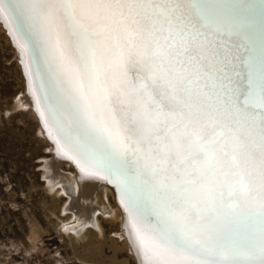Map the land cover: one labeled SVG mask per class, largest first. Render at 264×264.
Listing matches in <instances>:
<instances>
[{
    "label": "snow or ice",
    "instance_id": "1",
    "mask_svg": "<svg viewBox=\"0 0 264 264\" xmlns=\"http://www.w3.org/2000/svg\"><path fill=\"white\" fill-rule=\"evenodd\" d=\"M246 11L0 0L43 59L61 150L121 188L143 264H264V38L256 62Z\"/></svg>",
    "mask_w": 264,
    "mask_h": 264
},
{
    "label": "rangeland",
    "instance_id": "2",
    "mask_svg": "<svg viewBox=\"0 0 264 264\" xmlns=\"http://www.w3.org/2000/svg\"><path fill=\"white\" fill-rule=\"evenodd\" d=\"M26 94L21 62L0 20V264H137L121 236L119 212L116 218L98 212L96 225L79 234L72 228L68 195L47 181L52 144L33 108L23 105ZM61 169L75 172L71 164Z\"/></svg>",
    "mask_w": 264,
    "mask_h": 264
},
{
    "label": "bare ground",
    "instance_id": "3",
    "mask_svg": "<svg viewBox=\"0 0 264 264\" xmlns=\"http://www.w3.org/2000/svg\"><path fill=\"white\" fill-rule=\"evenodd\" d=\"M205 2L209 7L218 6L222 3H236L246 6L247 11L245 12L244 22L246 25L250 23L251 28L244 43L251 50V57L258 62L262 51V38H264V18L261 15L260 0H205ZM249 15L251 16L250 20L248 18ZM0 20L13 41L16 55L21 62L26 78L27 94L23 105L33 108L42 129L52 144L53 158L47 160L46 166L44 165L48 175L47 181L51 185H56L57 183L60 186L62 185L63 191L68 195L70 199L68 208L72 211L76 221V223L73 222L75 225L72 227L71 223L70 227L79 234L89 225H96L98 212L110 214L112 217H117L119 212L121 214L119 217L121 216L122 218L121 236L130 248L137 264H143V258L139 255L132 236L130 218L121 188L115 183H110L107 176L103 173L97 175L86 174L81 170L76 160L70 158L73 155L72 153L65 155V152L68 151L67 148L63 151L61 150L64 141L61 131L58 130L57 125L54 123L48 108L46 91L51 87V81L47 75L43 59L42 57L39 59V67H37L38 49L35 44L30 43L27 50L23 47L24 42L20 39L18 15L6 12L4 15H0ZM237 42L239 43L240 41ZM249 58V51L242 49V63L247 64ZM63 164H71L75 172L67 173L62 171L61 166ZM109 192L114 194L117 209L110 202Z\"/></svg>",
    "mask_w": 264,
    "mask_h": 264
}]
</instances>
